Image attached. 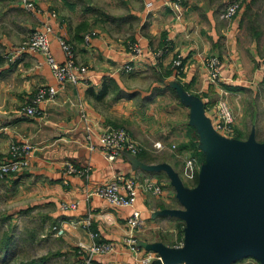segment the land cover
<instances>
[{"label":"crops","instance_id":"obj_1","mask_svg":"<svg viewBox=\"0 0 264 264\" xmlns=\"http://www.w3.org/2000/svg\"><path fill=\"white\" fill-rule=\"evenodd\" d=\"M139 1L134 14L140 20L130 39L140 45L138 58H132L127 43L99 29L93 28L96 35L83 41L67 20H51L54 58L65 61L57 40L62 37L71 44L75 63L84 64L85 70H75V82H64L53 99L39 102L35 115L23 109L41 85L56 84L49 65L33 52L15 63L0 59V152L14 141L32 145L28 165L10 177L11 183L29 195L24 208L42 207L73 241L89 242L92 230L97 240L112 242V251L94 255L101 264H159L162 248L182 246L185 221L180 212L186 206L178 196V184L187 190L196 186L208 153L198 119L207 120L217 134L230 140L245 141L252 135L256 142H264V61L253 42L239 38L238 21L224 24L210 8L201 14L184 3L178 10L173 0ZM177 56L180 64L173 65ZM210 56L220 60L219 83L208 76L205 61ZM126 63L132 69L124 70ZM142 80L148 81L146 85ZM221 88L229 92L226 99L234 116L229 136L214 128ZM260 94L261 106L249 107L251 97ZM175 109L181 117L173 113ZM88 124L97 135L108 127H124L142 147L108 160L98 149H89ZM97 135L92 136L95 144ZM157 140L162 148L153 146ZM190 156L198 163L193 179L183 168V159ZM66 163L75 170L67 171ZM115 174L149 177L162 187L158 195L138 190L133 208L143 219L139 229L132 230L127 221L132 207L90 194ZM62 202H75L76 207L62 209ZM128 235L135 237L134 247L125 241ZM170 264L188 263L182 258ZM231 264L255 262L243 257Z\"/></svg>","mask_w":264,"mask_h":264},{"label":"rangeland","instance_id":"obj_2","mask_svg":"<svg viewBox=\"0 0 264 264\" xmlns=\"http://www.w3.org/2000/svg\"><path fill=\"white\" fill-rule=\"evenodd\" d=\"M182 1L195 6V11L201 14L210 8L216 16L230 2H239L235 16L223 23L230 24L236 19L239 38L243 43L253 42L254 49L264 61V0H255L254 3L252 0H181L180 3ZM27 3L33 8L28 9ZM246 4L251 5L248 11ZM139 6V0H0V59L9 61V52H14L30 39L40 25L41 14H49L55 20H67L73 34L83 41L90 33L96 35L93 29L96 28L126 46L139 24L140 19L134 14ZM15 60L11 62L15 63ZM140 82L146 85L148 81ZM228 95L227 91L225 99ZM260 98L262 94L252 96L251 102H247L249 107L261 106ZM172 111L181 117L179 109ZM135 140L141 149L140 141ZM29 199L22 188H14L11 178L0 180V264H79L77 242L58 232L57 223L42 207L24 208Z\"/></svg>","mask_w":264,"mask_h":264},{"label":"water","instance_id":"obj_3","mask_svg":"<svg viewBox=\"0 0 264 264\" xmlns=\"http://www.w3.org/2000/svg\"><path fill=\"white\" fill-rule=\"evenodd\" d=\"M198 118V116H197ZM206 161L192 190L178 184L185 204L181 247L161 249L159 264H231L253 257L264 264V142L233 141L198 119Z\"/></svg>","mask_w":264,"mask_h":264},{"label":"built area","instance_id":"obj_4","mask_svg":"<svg viewBox=\"0 0 264 264\" xmlns=\"http://www.w3.org/2000/svg\"><path fill=\"white\" fill-rule=\"evenodd\" d=\"M175 7L179 10V4L181 0H173ZM26 7L32 9L31 3H27ZM240 7L239 2H230L225 10L220 14V18L223 20H231L233 16L238 12ZM43 18L40 20V25L35 30L30 39L20 46L14 52H9L8 62L14 61L17 56L22 53L33 52L39 53L44 57L45 62L49 65L55 79L56 84L41 85L35 93L32 95L30 101L24 106V112L28 115H35L39 112L37 104L41 101H49L54 98L60 86L66 81L77 80L75 70H85V66L78 65L74 61V51L70 43L66 39L59 37L58 44L60 49L65 55V61H57L50 50L49 35L52 32L51 20L53 16L49 14H41ZM94 35L90 33L87 35L86 41L89 36ZM127 50L131 54L132 58H138L141 54L140 45L137 42L130 41L127 43ZM180 64L179 57L173 60V65ZM208 76L212 81L219 83L221 80L220 73V60L217 56H211L205 61ZM124 70L132 69V64L126 63L122 66ZM222 97L217 102V114L214 122V128L220 131L223 135L229 136L233 133L234 116L228 105L224 95L227 94V89L221 88ZM84 117V116H83ZM86 139L88 141L89 149H98L103 156L108 160H113L122 151H128L137 153L140 150V145L137 141L122 127H108L101 130L98 135L95 134L91 125H86ZM97 135L98 143L95 144L92 141V136ZM153 146L156 148H162L164 145L161 141H154ZM175 145H171L173 148ZM32 149V145L28 141L11 142L5 153L0 152V180L10 178L20 173L29 163V156ZM183 168L185 176L191 178L197 169V159L194 156L186 157L183 161ZM67 171L75 170V167L69 163H66ZM87 167L80 172L86 171ZM149 191L152 194L158 195L162 191V187L159 183H156L149 177H144L138 180L134 177L126 176L123 174H115L109 180L95 185L90 194L98 195L110 204L116 206H130L134 207V202L138 190ZM62 209L76 207L75 202H62L60 204ZM128 224L132 230L139 229L143 226V219L140 215V211L133 208L128 216ZM89 224V221H86ZM58 232L63 233L64 228L62 226L57 227ZM89 242L78 240L76 243L78 251L79 264H101L94 261V255L98 253H106L112 251L114 245L110 241L97 240V233L95 231H88ZM135 237L128 235L125 241L134 247ZM149 256L143 259L147 261ZM158 258H160L158 256ZM255 264H260L254 259Z\"/></svg>","mask_w":264,"mask_h":264},{"label":"trees","instance_id":"obj_5","mask_svg":"<svg viewBox=\"0 0 264 264\" xmlns=\"http://www.w3.org/2000/svg\"><path fill=\"white\" fill-rule=\"evenodd\" d=\"M254 2H255V0H252L251 3H254ZM251 3H250V4H251ZM182 4H183V1H182ZM250 4H246V11H248V9H250V7H251ZM100 20H104V19H100ZM84 26H86V25H83L82 27H84ZM82 29H83V28H82ZM197 153H198V152H196V154H197ZM198 155L200 156L201 159H203V155H202L201 152H199Z\"/></svg>","mask_w":264,"mask_h":264}]
</instances>
